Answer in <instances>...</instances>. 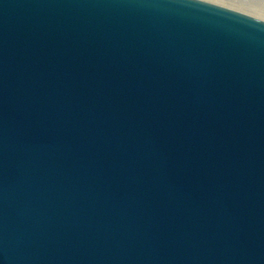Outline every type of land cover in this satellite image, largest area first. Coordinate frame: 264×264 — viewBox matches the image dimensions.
Instances as JSON below:
<instances>
[{"label":"water","instance_id":"water-1","mask_svg":"<svg viewBox=\"0 0 264 264\" xmlns=\"http://www.w3.org/2000/svg\"><path fill=\"white\" fill-rule=\"evenodd\" d=\"M0 264H264V19L0 0Z\"/></svg>","mask_w":264,"mask_h":264},{"label":"rangeland","instance_id":"rangeland-1","mask_svg":"<svg viewBox=\"0 0 264 264\" xmlns=\"http://www.w3.org/2000/svg\"><path fill=\"white\" fill-rule=\"evenodd\" d=\"M228 4H232L255 13L264 17V0H218Z\"/></svg>","mask_w":264,"mask_h":264},{"label":"bare ground","instance_id":"bare-ground-1","mask_svg":"<svg viewBox=\"0 0 264 264\" xmlns=\"http://www.w3.org/2000/svg\"><path fill=\"white\" fill-rule=\"evenodd\" d=\"M207 1H211V2H214V3H218V4H221V5H225L227 7H230V8H233V9H236L238 11H241V12H244V13H247V14H250V15H253L255 17H258V18H261V19H264L263 16L259 15L258 13H255L253 11H250V10H247V9H244V8H241V7H238V6H235V5H232V4H228V3H225V2H222V1H218V0H207Z\"/></svg>","mask_w":264,"mask_h":264}]
</instances>
